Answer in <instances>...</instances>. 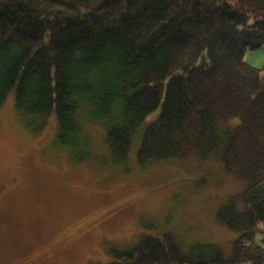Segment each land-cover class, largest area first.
Here are the masks:
<instances>
[{
  "label": "trees",
  "instance_id": "trees-1",
  "mask_svg": "<svg viewBox=\"0 0 264 264\" xmlns=\"http://www.w3.org/2000/svg\"><path fill=\"white\" fill-rule=\"evenodd\" d=\"M263 45L264 0H0V105L33 132L52 119L70 152L88 148L85 109L113 163L215 157L244 183L214 215L229 257L165 232L106 264H264V64L243 60Z\"/></svg>",
  "mask_w": 264,
  "mask_h": 264
},
{
  "label": "rangeland",
  "instance_id": "rangeland-1",
  "mask_svg": "<svg viewBox=\"0 0 264 264\" xmlns=\"http://www.w3.org/2000/svg\"><path fill=\"white\" fill-rule=\"evenodd\" d=\"M243 60L262 68L264 45ZM86 113L79 118L89 143L78 153L54 141L52 119L33 132L10 95L0 105V264H106L110 249L165 232L231 255L236 233L214 215L223 198L244 189L242 181L215 157L139 166L133 147L125 164L113 163L102 126L86 122ZM263 235L260 223L255 242Z\"/></svg>",
  "mask_w": 264,
  "mask_h": 264
}]
</instances>
